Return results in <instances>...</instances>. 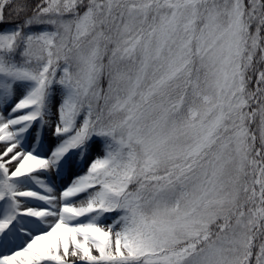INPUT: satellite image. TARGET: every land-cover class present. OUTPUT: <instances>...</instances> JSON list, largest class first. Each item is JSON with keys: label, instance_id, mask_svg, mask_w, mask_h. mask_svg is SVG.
Instances as JSON below:
<instances>
[{"label": "snow or ice", "instance_id": "snow-or-ice-1", "mask_svg": "<svg viewBox=\"0 0 264 264\" xmlns=\"http://www.w3.org/2000/svg\"><path fill=\"white\" fill-rule=\"evenodd\" d=\"M0 264H264V0H0Z\"/></svg>", "mask_w": 264, "mask_h": 264}]
</instances>
